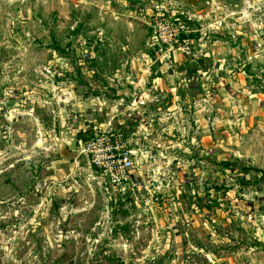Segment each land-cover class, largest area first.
Masks as SVG:
<instances>
[{
    "label": "rangeland",
    "instance_id": "374dc122",
    "mask_svg": "<svg viewBox=\"0 0 264 264\" xmlns=\"http://www.w3.org/2000/svg\"><path fill=\"white\" fill-rule=\"evenodd\" d=\"M112 118L150 131L134 197L79 153ZM0 264H264V0H0Z\"/></svg>",
    "mask_w": 264,
    "mask_h": 264
},
{
    "label": "built area",
    "instance_id": "2783aa9c",
    "mask_svg": "<svg viewBox=\"0 0 264 264\" xmlns=\"http://www.w3.org/2000/svg\"><path fill=\"white\" fill-rule=\"evenodd\" d=\"M176 36V31L167 29L160 38L166 44L172 43ZM130 83L134 84L133 81ZM133 97L132 106L136 109L147 105L151 108L159 102V97L151 88H147V91L136 90ZM113 119L108 122H90L82 131L92 130L93 135L86 141L79 142V153L87 158L92 175L100 186L134 197L145 189L146 182L143 177L148 173L153 155L144 144L146 137L142 138V142L139 140L141 128H144L145 123L127 136L113 124ZM148 188L147 186L146 189Z\"/></svg>",
    "mask_w": 264,
    "mask_h": 264
},
{
    "label": "crops",
    "instance_id": "0c3cea01",
    "mask_svg": "<svg viewBox=\"0 0 264 264\" xmlns=\"http://www.w3.org/2000/svg\"><path fill=\"white\" fill-rule=\"evenodd\" d=\"M170 73H171V71H170ZM169 77H171V75H168V77H165V78H158V81L157 82H155V85L157 86V88L158 89H160L161 91H162V93L161 94H159L160 96H159V102H156L157 103V105H156V108H160L161 107V105H162V101L164 100V99H166L165 97H168V95L169 94H172L173 95V91H175V89L173 88H171L170 87V85H168L167 84V81H169ZM160 81V82H159ZM133 93L130 95V97L127 99V109H126V115H127V117L129 118V119H131V121L134 123V122H137V121H139L140 119L139 118H137L139 115L142 117V120L145 122V123H147V122H149L150 120H151V118H152V116H150V113H152V111H151V108H150V105H147V107H138L137 109L135 108V106H132L134 103H133V101H134V97H133ZM175 100H174V99ZM172 102H173V106H175V102H177L178 103V98L177 97H175V96H172ZM155 103V104H156ZM131 105V106H130ZM153 106V105H152ZM154 108V107H153ZM136 109V110H135ZM175 109V108H174ZM141 110V112H137V111H140ZM134 115V117L132 118L131 117V115ZM153 114V113H152ZM158 115L160 116V121L162 122H164V121H167L169 118V116H171V114L169 113V112H164V110H162V111H160V113H158ZM135 120V121H134ZM139 124H141V123H138V125ZM132 127H133V125H132ZM138 127V126H137ZM137 127H133L134 128V130H132V132H134V131H136V129H137ZM174 126L173 125H171V126H168V125H165L164 126V128L162 127V130H163V133H165L166 131H169L170 129H172ZM141 130H143V127L141 128ZM172 132H174V131H171L170 130V133L172 134ZM148 133H150V131H148V130H146L145 131V136L144 137H146V138H148V135H146V134H148ZM178 145H180V144H177V145H172V146H170V144H169V146H167L166 145V142H164V141H162V151L164 152V151H168L169 149H171L172 147H178Z\"/></svg>",
    "mask_w": 264,
    "mask_h": 264
},
{
    "label": "water",
    "instance_id": "95a60500",
    "mask_svg": "<svg viewBox=\"0 0 264 264\" xmlns=\"http://www.w3.org/2000/svg\"><path fill=\"white\" fill-rule=\"evenodd\" d=\"M77 147V140L76 139H73L71 142H70V146H69V150L70 151H74Z\"/></svg>",
    "mask_w": 264,
    "mask_h": 264
}]
</instances>
